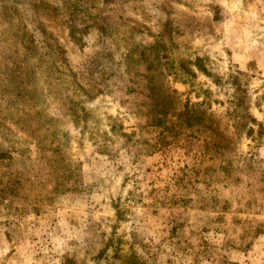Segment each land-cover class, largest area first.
I'll use <instances>...</instances> for the list:
<instances>
[{"label":"rangeland","instance_id":"374dc122","mask_svg":"<svg viewBox=\"0 0 264 264\" xmlns=\"http://www.w3.org/2000/svg\"><path fill=\"white\" fill-rule=\"evenodd\" d=\"M155 44L218 125H152ZM0 264H264V0H0Z\"/></svg>","mask_w":264,"mask_h":264},{"label":"trees","instance_id":"16d2710c","mask_svg":"<svg viewBox=\"0 0 264 264\" xmlns=\"http://www.w3.org/2000/svg\"><path fill=\"white\" fill-rule=\"evenodd\" d=\"M158 45L159 44L142 47L140 50H138V58L136 60V63L142 67L141 71H138L136 75L141 77L144 82V87L149 91L150 95L151 101L149 106H151V108L148 109V113L151 114L147 115L152 121V125H165L168 108L172 104L175 109H173L174 112H171V115L176 119L175 122L178 123L179 126H192L194 124L202 123L204 127H210L214 122H216V125H218L219 121L215 120L214 114H211L206 109H202L196 104L189 107L186 103L182 110L176 111V106L179 103V101H177L175 98L177 91L174 89L170 90L166 83V75L163 71V64L160 61V59L163 57L159 56V54L154 51L155 48L159 47ZM197 67L205 75L210 76V73L208 70H206L204 65H197ZM221 79L222 78H219L215 81V83L220 85L222 82ZM227 80L229 81L228 83L231 85L233 91L227 99L228 112L226 113L229 123H226V131H230V128H232V135L235 138V135L239 134L244 129L245 134L247 136H251L253 133V126L259 125V123L249 112L246 87L241 83L239 77L233 73H229ZM170 94H173L171 100ZM233 137L229 134H226L222 137V143L218 145L223 151L225 150L228 152L230 145L233 143ZM229 165L231 169H235L232 165V162H229Z\"/></svg>","mask_w":264,"mask_h":264}]
</instances>
